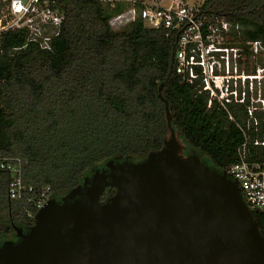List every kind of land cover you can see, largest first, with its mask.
I'll list each match as a JSON object with an SVG mask.
<instances>
[{
    "label": "trees",
    "instance_id": "1",
    "mask_svg": "<svg viewBox=\"0 0 264 264\" xmlns=\"http://www.w3.org/2000/svg\"><path fill=\"white\" fill-rule=\"evenodd\" d=\"M9 3L0 0V13ZM127 7L56 0L64 21L50 51L29 42L26 31L2 35L0 159H21L24 183L50 187L61 201L106 162H139L164 147L170 132L162 87L186 153L195 151L222 173L240 160L246 145L247 160L264 169V109L252 102L257 92L252 97L248 86L244 103L233 100L224 109L213 100L208 107L209 96L175 73L177 33L149 28L142 19L111 27L112 17ZM201 8L233 25L228 44L243 57L256 55L254 42L264 54V0H204ZM9 185V174L0 170V245L18 231L28 232L34 225L28 212H36L26 199L11 200ZM252 214L264 234V209Z\"/></svg>",
    "mask_w": 264,
    "mask_h": 264
},
{
    "label": "water",
    "instance_id": "2",
    "mask_svg": "<svg viewBox=\"0 0 264 264\" xmlns=\"http://www.w3.org/2000/svg\"><path fill=\"white\" fill-rule=\"evenodd\" d=\"M159 97L164 147L139 162L110 160L115 173L52 197L26 234L0 246V264H264V234L238 182L186 155L162 87ZM107 189L115 193L102 202Z\"/></svg>",
    "mask_w": 264,
    "mask_h": 264
},
{
    "label": "built area",
    "instance_id": "3",
    "mask_svg": "<svg viewBox=\"0 0 264 264\" xmlns=\"http://www.w3.org/2000/svg\"><path fill=\"white\" fill-rule=\"evenodd\" d=\"M102 3L127 4L128 7L110 20L113 29L119 30L142 19L149 28L163 27L167 35L180 34L176 40L173 67L180 80L195 87L199 94L209 96L208 107L216 100L224 109L233 100L244 103L246 90H238L239 80L253 81L248 74L239 73L240 48L228 44L233 25L224 17L209 18L201 6H190L185 0H172L170 5L151 4L148 0H98ZM56 0H10L7 14L0 17V44L8 31H26L28 41L42 50H52L60 33L64 16L55 8ZM239 27L235 26V30ZM251 47L255 54L262 50L260 42ZM241 99L239 100V96ZM254 107L249 108L252 115ZM264 145V144H263ZM240 160L231 165L228 173L237 181L242 196L251 211L264 209V169L260 164L247 160L246 145L239 149ZM24 162L19 158L0 159V170L10 176L9 198L26 199L36 212L52 198L50 187L37 190L23 180Z\"/></svg>",
    "mask_w": 264,
    "mask_h": 264
},
{
    "label": "rangeland",
    "instance_id": "4",
    "mask_svg": "<svg viewBox=\"0 0 264 264\" xmlns=\"http://www.w3.org/2000/svg\"><path fill=\"white\" fill-rule=\"evenodd\" d=\"M186 3L190 6H201L204 0H185ZM149 3L154 4H162V5H170L172 0H148ZM1 16L7 14V8H5L1 13ZM255 54V53H254ZM244 59V60H243ZM241 67L239 68V73L243 75L244 73L251 76L253 79L247 80L243 83L242 80H239L238 90H246L249 86V93L253 97L255 95V91L257 92V97L252 98V102L255 104H260V109H264V99L262 97L264 91V54L259 52L255 56L249 55L246 58H242ZM262 64V65H261ZM249 70V72L247 71ZM249 81V84L247 82ZM247 92V91H246ZM205 160V158H203Z\"/></svg>",
    "mask_w": 264,
    "mask_h": 264
},
{
    "label": "flooded vegetation",
    "instance_id": "5",
    "mask_svg": "<svg viewBox=\"0 0 264 264\" xmlns=\"http://www.w3.org/2000/svg\"><path fill=\"white\" fill-rule=\"evenodd\" d=\"M189 153H190V152H189ZM189 153H186V155H188ZM124 161H126V160H119V161L117 160V161H116V165H117V163L124 162ZM107 163H108V162H106V163L104 164V166L99 167L98 169H96L93 173H91V175L85 176V178H84L82 184H80V185H83V184L85 183L86 180H88V185H89V182L91 181L92 176H93V174H94L95 172H99L100 174H102V173L104 172L105 175H107V176H109L110 174H112V172L115 173V172H116V170H115L116 166L113 167V169H108V168H106V164H107ZM114 193H115V190H111V191H110V189H107L103 197H104V199H106V198L112 196ZM26 233H27V231H23V232H20L19 234H26ZM16 236H17L16 238H12V239H9V240L17 241V240H18V232H17ZM0 246H1V245H0Z\"/></svg>",
    "mask_w": 264,
    "mask_h": 264
}]
</instances>
